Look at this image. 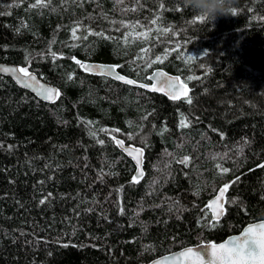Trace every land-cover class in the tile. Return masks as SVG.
<instances>
[{"label":"trees","instance_id":"trees-1","mask_svg":"<svg viewBox=\"0 0 264 264\" xmlns=\"http://www.w3.org/2000/svg\"><path fill=\"white\" fill-rule=\"evenodd\" d=\"M35 4L0 0V63L59 97L0 74V264H145L264 220V0L204 22L182 0ZM74 58L138 82L163 69L188 93L173 101ZM117 139L145 151L141 180Z\"/></svg>","mask_w":264,"mask_h":264},{"label":"water","instance_id":"water-1","mask_svg":"<svg viewBox=\"0 0 264 264\" xmlns=\"http://www.w3.org/2000/svg\"><path fill=\"white\" fill-rule=\"evenodd\" d=\"M74 60L77 61L76 58H74ZM79 62L82 70L90 75L106 77L111 80L122 83L124 85H128L134 88H141L150 93H159L173 101L183 99L186 97L183 94V87L186 86L188 90V85L182 80L180 76L170 74L163 69H156L155 71H153V73H151V75L149 76L150 83H144V82L135 81L121 74L117 66L113 64H105V63H98L91 61H79ZM82 65L87 66V70L85 67H82ZM4 69H8V71H4ZM19 69H21V67L18 65L0 63V74L10 77L20 88L29 91L31 94H33L35 97H37L38 99H40L45 103L53 104L57 101L59 96L58 97L55 96V93L57 92L59 93V89L56 86L45 82L36 73L28 72L31 77L35 78L34 80H32L29 78V76H25L24 73L20 72ZM120 77H122L123 79H121ZM126 80H131L134 81L135 83L129 84L125 82ZM177 81L178 83L175 89L168 87V83L177 82ZM141 85H146V87H141ZM153 85H155L157 88H160L162 90L152 91L151 89ZM46 89L54 90L52 99L48 98L47 92L45 91ZM173 94L179 95V99H173L172 98ZM117 141L122 142V145L117 144L120 151L123 152L135 165V178L137 180H141L145 176V169H144L145 151L139 147L127 145L120 139H117L116 143ZM223 188L224 187L220 188L217 191V193L209 200L208 208L212 215V221L219 222L225 216L227 192H225L223 199L219 201V204L223 206L222 210L215 203L217 201V197L220 196L221 189ZM217 213H220L219 216H217ZM261 223H264V220L250 223L246 225L241 232L233 234L221 242L208 241V242L200 243L195 246L186 247L181 250L175 251L173 253L158 257L150 261L149 263H145V264H200V261H198L195 258V256H184L182 255V253H185L186 250L188 249H193L196 252H209L210 251V248H208L209 245L212 244H216L217 246L221 244L227 245L234 239L242 238L244 232L247 231L249 227L259 225ZM211 260H212L211 256L209 255L204 256V264H209ZM217 264H219V262H217Z\"/></svg>","mask_w":264,"mask_h":264},{"label":"snow or ice","instance_id":"snow-or-ice-1","mask_svg":"<svg viewBox=\"0 0 264 264\" xmlns=\"http://www.w3.org/2000/svg\"><path fill=\"white\" fill-rule=\"evenodd\" d=\"M46 6L44 4V0H36V4L34 6ZM236 14V11L233 13V15ZM197 20L200 22H204L205 19L203 17H197ZM196 21H193L195 23ZM77 63H80L77 61ZM82 67H85L87 70V66L82 65ZM4 71H8V69H4ZM15 71V70H13ZM20 72L24 73L25 76H29L30 79L34 80V77H31L30 74L27 72L26 69H19ZM123 79L122 77H120ZM126 83L132 84L135 83L131 80H126ZM177 82H170L168 83V87L175 89L177 86ZM27 86V85H25ZM141 87H146V85H141ZM152 91H159L162 90L160 88H157L155 85L152 86ZM48 98H53V92L52 89H46ZM187 88L186 86L183 87V94L187 96ZM168 94V93H166ZM55 96H59V93H55ZM173 99H179V95L173 94ZM188 103H191V99H187ZM117 144L122 145L121 141H117ZM138 151V150H137ZM261 167H264V165H261ZM224 172H227V169L223 170ZM229 185H225L223 189L220 191V196L217 197V201L215 202L218 207L222 210V205L219 204V201L223 199L225 192H227ZM220 213H217V216H219ZM208 248H210L209 252H196L193 249L186 250L185 253H182L184 256H195V258L200 261V264H204V256L209 255L212 257V260L209 262V264H264V223H261L259 225H255L252 227H249L247 231L244 232V235L242 238L234 239L229 244H221L217 246L216 244L209 245Z\"/></svg>","mask_w":264,"mask_h":264},{"label":"clouds","instance_id":"clouds-1","mask_svg":"<svg viewBox=\"0 0 264 264\" xmlns=\"http://www.w3.org/2000/svg\"><path fill=\"white\" fill-rule=\"evenodd\" d=\"M237 0H182L185 8L190 9L197 17L214 21L218 17L232 16L236 11Z\"/></svg>","mask_w":264,"mask_h":264},{"label":"bare ground","instance_id":"bare-ground-1","mask_svg":"<svg viewBox=\"0 0 264 264\" xmlns=\"http://www.w3.org/2000/svg\"><path fill=\"white\" fill-rule=\"evenodd\" d=\"M155 71V70H154ZM153 73V72H152ZM169 73V72H168ZM171 74V73H170ZM151 75V74H150ZM149 75V76H150ZM179 76V75H178ZM128 77V76H127ZM130 78V77H129ZM132 79V78H131ZM134 80V79H133ZM136 81V80H135ZM46 82V81H45ZM144 83H150V81L149 82H144Z\"/></svg>","mask_w":264,"mask_h":264},{"label":"rangeland","instance_id":"rangeland-1","mask_svg":"<svg viewBox=\"0 0 264 264\" xmlns=\"http://www.w3.org/2000/svg\"><path fill=\"white\" fill-rule=\"evenodd\" d=\"M28 72V71H27Z\"/></svg>","mask_w":264,"mask_h":264}]
</instances>
